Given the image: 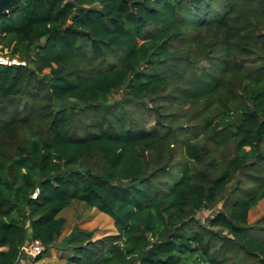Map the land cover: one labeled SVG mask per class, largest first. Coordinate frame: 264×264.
<instances>
[{
    "label": "trees",
    "instance_id": "1",
    "mask_svg": "<svg viewBox=\"0 0 264 264\" xmlns=\"http://www.w3.org/2000/svg\"><path fill=\"white\" fill-rule=\"evenodd\" d=\"M2 52L0 264H264V0H19ZM73 202L114 232L58 239Z\"/></svg>",
    "mask_w": 264,
    "mask_h": 264
},
{
    "label": "rangeland",
    "instance_id": "2",
    "mask_svg": "<svg viewBox=\"0 0 264 264\" xmlns=\"http://www.w3.org/2000/svg\"><path fill=\"white\" fill-rule=\"evenodd\" d=\"M9 54L2 52L0 53V56L4 59H12L8 56ZM16 60V59H15ZM119 95H114V98H119ZM177 157V156H176ZM178 159V157L176 158ZM176 168L171 172L175 174ZM177 173V172H176ZM173 176V175H172ZM220 207V203L209 208L199 211L196 214V218L198 219L196 222H194V229H198L199 231H202L203 228H210L207 225V219L208 217L214 215L217 210ZM66 220L65 226L62 230V233L58 239H60L62 236L66 235L72 228L73 225H78L82 228L92 230L94 237H100L104 234L113 233L114 227L112 224V220L109 216L97 211L94 208H89L83 203L80 202H73V204L66 208L61 213ZM264 215V202L259 201L254 207H252L247 215V223L249 226H251V232L254 236L264 239V228L259 230L257 227L259 225H262L264 227L263 221H261V218ZM214 231H217V228H210ZM222 234V233H221ZM217 240V238H216ZM218 241V240H217ZM221 241V239H220ZM217 243V249L219 252H223L225 255L228 256L229 264H238L241 263L243 257L241 253L239 252H232L227 251L225 246H222L220 242ZM68 251L66 250H59L55 247H52L49 249L48 254H46L39 263L43 264H64L65 258L67 257ZM31 257L28 256L26 253H22L21 259H23L24 264H26L27 259H30ZM248 264V261L247 263Z\"/></svg>",
    "mask_w": 264,
    "mask_h": 264
},
{
    "label": "built area",
    "instance_id": "3",
    "mask_svg": "<svg viewBox=\"0 0 264 264\" xmlns=\"http://www.w3.org/2000/svg\"><path fill=\"white\" fill-rule=\"evenodd\" d=\"M0 63L9 64V63H17V61L14 58L4 59L0 56ZM22 251L32 258L41 251V246L38 241L31 240V241L26 242L22 246Z\"/></svg>",
    "mask_w": 264,
    "mask_h": 264
},
{
    "label": "water",
    "instance_id": "4",
    "mask_svg": "<svg viewBox=\"0 0 264 264\" xmlns=\"http://www.w3.org/2000/svg\"><path fill=\"white\" fill-rule=\"evenodd\" d=\"M19 0H0V14L7 12Z\"/></svg>",
    "mask_w": 264,
    "mask_h": 264
},
{
    "label": "crops",
    "instance_id": "5",
    "mask_svg": "<svg viewBox=\"0 0 264 264\" xmlns=\"http://www.w3.org/2000/svg\"><path fill=\"white\" fill-rule=\"evenodd\" d=\"M25 262V261H24ZM23 259L20 260V264H24Z\"/></svg>",
    "mask_w": 264,
    "mask_h": 264
}]
</instances>
